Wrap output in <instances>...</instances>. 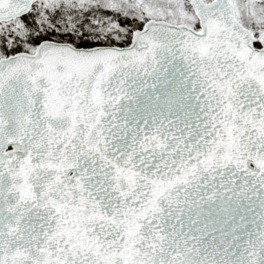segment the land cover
<instances>
[{
  "label": "snow or ice",
  "instance_id": "6c2138e0",
  "mask_svg": "<svg viewBox=\"0 0 264 264\" xmlns=\"http://www.w3.org/2000/svg\"><path fill=\"white\" fill-rule=\"evenodd\" d=\"M0 264H264V0H0Z\"/></svg>",
  "mask_w": 264,
  "mask_h": 264
}]
</instances>
